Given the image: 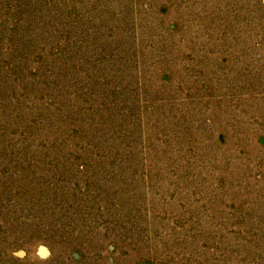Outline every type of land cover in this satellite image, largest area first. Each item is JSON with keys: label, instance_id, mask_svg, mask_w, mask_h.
Listing matches in <instances>:
<instances>
[{"label": "rangeland", "instance_id": "rangeland-1", "mask_svg": "<svg viewBox=\"0 0 264 264\" xmlns=\"http://www.w3.org/2000/svg\"><path fill=\"white\" fill-rule=\"evenodd\" d=\"M0 264H264V0H0Z\"/></svg>", "mask_w": 264, "mask_h": 264}]
</instances>
